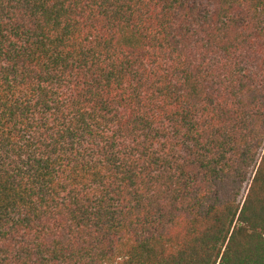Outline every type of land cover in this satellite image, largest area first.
Here are the masks:
<instances>
[{
  "label": "trees",
  "instance_id": "1",
  "mask_svg": "<svg viewBox=\"0 0 264 264\" xmlns=\"http://www.w3.org/2000/svg\"><path fill=\"white\" fill-rule=\"evenodd\" d=\"M0 264H264V0H0Z\"/></svg>",
  "mask_w": 264,
  "mask_h": 264
}]
</instances>
